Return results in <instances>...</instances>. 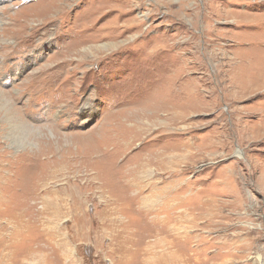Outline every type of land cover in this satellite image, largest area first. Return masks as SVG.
Here are the masks:
<instances>
[{"label": "rangeland", "instance_id": "obj_1", "mask_svg": "<svg viewBox=\"0 0 264 264\" xmlns=\"http://www.w3.org/2000/svg\"><path fill=\"white\" fill-rule=\"evenodd\" d=\"M0 164V264H115L109 219L188 204L163 237L264 264V0H0Z\"/></svg>", "mask_w": 264, "mask_h": 264}, {"label": "bare ground", "instance_id": "obj_2", "mask_svg": "<svg viewBox=\"0 0 264 264\" xmlns=\"http://www.w3.org/2000/svg\"><path fill=\"white\" fill-rule=\"evenodd\" d=\"M49 13L51 15H55L56 11L50 10ZM96 50L97 49L94 47L93 50L90 52L91 55H93L92 52ZM163 155L164 154H160L155 160V162H150V164H154V163L158 164L160 162L159 161L160 156L162 157ZM0 166L3 165L0 164ZM8 170L11 169H9L8 167L0 168V175L3 173V175L0 176V215H2V213L8 210H11L13 213L15 209L14 200L17 198L15 197V195L16 193L19 194V192L21 191L20 187H17L19 186L18 178L16 176L11 177L8 173ZM135 174L134 171L129 174L124 173L123 175L120 176L121 177L120 181L125 182L126 186L139 187V185L137 184L138 176H136ZM38 183L39 181H36L35 186H37ZM70 190H72V187H70ZM126 204L127 203H125V205ZM167 207L168 205L166 206V208ZM175 208L176 206L172 207V209ZM75 210L78 211V208H75ZM136 212L139 213V216L140 214H142V211H140L139 209H136ZM189 217L191 218L190 204H188L185 207L183 216H179L173 219H171L170 217L162 218L159 216H155L152 219L153 221L152 224L155 227H153L152 230L149 231L148 235H150L151 232H154L158 238L154 242H146V244L144 239L145 236L143 235L144 233H142L141 236L137 235L138 232L135 228L136 224H132L131 219H129L128 222L123 221L120 217H117L116 221L109 219L106 228L111 232V234L113 232L115 236L114 239L120 240L122 244L127 246V248H124L122 245H119V248L115 251V253L118 254V259L115 261V264H208L206 260L200 263V259L196 256V254H198V251L192 250L188 246L189 245L187 240L188 236L186 237L185 235L182 234H176V236L173 237L172 240H168L167 238H165L167 236L165 237L162 236L164 234L168 235L171 232V229L177 226L178 223L182 227L181 222L185 219L188 222ZM172 222L174 224H171ZM156 226H160V228ZM182 228H186V227H182ZM175 230H177V228ZM192 230L193 228L191 229V231ZM183 232L186 233V231ZM118 234L119 236H117ZM161 236L162 238H160ZM134 246H136L137 248L134 249ZM30 252L31 251L29 250V253ZM1 260L2 259H0V261ZM42 261H44V259H42ZM16 264H19V262H17Z\"/></svg>", "mask_w": 264, "mask_h": 264}]
</instances>
